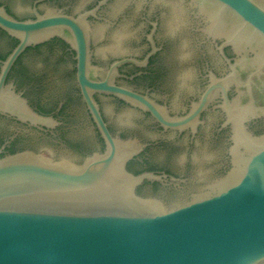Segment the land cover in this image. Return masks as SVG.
I'll return each mask as SVG.
<instances>
[{
	"label": "water",
	"instance_id": "95a60500",
	"mask_svg": "<svg viewBox=\"0 0 264 264\" xmlns=\"http://www.w3.org/2000/svg\"><path fill=\"white\" fill-rule=\"evenodd\" d=\"M9 1L14 8H27L25 0ZM196 1L214 17L231 13L224 27L235 31L239 25L237 43L249 45L254 55L238 64L246 73L243 100L230 108L229 78H214L196 111L175 119L148 97L116 86L111 75L96 79L90 38L105 61L121 34L104 26L92 28L87 16L94 11L74 17L50 10L22 21L0 7V28L19 40L4 63L0 93L11 66L28 46L61 37L76 51L84 101L107 143L105 152L80 164L69 160L79 158L71 150L60 151L58 160L32 151L0 158V264H264V134L254 135L245 125L264 114V0ZM8 47V40L0 38V51ZM44 55L52 58L35 67L49 70L59 96L67 85V66L57 62L60 52ZM117 65L112 64L110 73ZM218 88L234 123L231 170L209 191L182 204L176 205L180 198L165 204L139 195L136 189L145 180L162 177L127 169L134 145L112 137L93 94L136 101L162 124L179 128L198 116ZM21 103L14 102L16 113L25 114L26 101Z\"/></svg>",
	"mask_w": 264,
	"mask_h": 264
},
{
	"label": "flooded vegetation",
	"instance_id": "af4514ba",
	"mask_svg": "<svg viewBox=\"0 0 264 264\" xmlns=\"http://www.w3.org/2000/svg\"><path fill=\"white\" fill-rule=\"evenodd\" d=\"M25 2L23 10L14 8L9 0H0V7L22 21L50 10L74 17L94 11L87 16L92 28L104 26L121 34L105 61L100 60L90 38L96 79L104 81L111 75L116 86L148 97L170 118L191 116L214 78H229L226 94L230 108L247 94L243 86L246 73L238 64L254 53L249 45H238L239 25L235 31L224 27L231 13L214 17L196 0ZM0 38L9 42L8 49L0 51L1 75L19 40L1 28ZM55 52L61 54L57 62L67 66L69 81L59 96L49 70L35 67L39 60L52 58L45 53ZM113 63L119 65L110 73ZM76 65L72 44L58 36L28 46L17 57L0 93V158L32 151L58 160L60 151L71 150L79 158L68 159L80 164L94 153L105 152L106 139L84 101ZM93 97L112 137L134 145L136 153L127 169L133 174L152 172L162 177L145 180L136 189L139 195L157 197L165 204L180 198L176 205L182 204L209 191L231 170L235 130L221 88L197 117L179 128L162 124L136 101L104 92H95ZM21 100L26 101L25 114L16 113L14 102L22 104ZM245 125L254 135L264 134V114Z\"/></svg>",
	"mask_w": 264,
	"mask_h": 264
}]
</instances>
